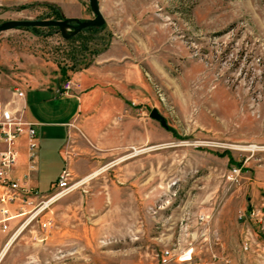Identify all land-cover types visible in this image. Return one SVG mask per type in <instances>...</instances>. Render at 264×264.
<instances>
[{
    "label": "rangeland",
    "instance_id": "374dc122",
    "mask_svg": "<svg viewBox=\"0 0 264 264\" xmlns=\"http://www.w3.org/2000/svg\"><path fill=\"white\" fill-rule=\"evenodd\" d=\"M75 1L0 4V24L94 17ZM97 1L104 23L69 38L0 31V86L95 85L116 141L87 174L67 168L0 264H264V0ZM63 167L39 172L35 202Z\"/></svg>",
    "mask_w": 264,
    "mask_h": 264
},
{
    "label": "crops",
    "instance_id": "0c3cea01",
    "mask_svg": "<svg viewBox=\"0 0 264 264\" xmlns=\"http://www.w3.org/2000/svg\"><path fill=\"white\" fill-rule=\"evenodd\" d=\"M30 1L0 0V4H23ZM70 1L76 3L75 0ZM82 83L86 85V81ZM62 86L56 83H42L34 78V85L26 86V90L18 86L24 92L22 98H15L13 89L0 86V101H5L3 98L7 96L6 101L12 106H23L26 120L31 122L35 129L37 147L34 161L31 163L27 159L26 137L22 136L17 142L20 159L15 175L27 173L31 185L36 189L38 186L34 179L36 180L39 172L44 171L45 165L47 166L53 159H60L66 164L62 170L70 167L78 174H87L98 162L97 159H90L89 156L106 157L109 155L108 150L116 146L114 138L111 139L109 134L100 133V127L105 120L97 101L100 88L93 85L80 93L69 91L60 95L58 91ZM2 148L3 144L0 142V149ZM30 164L33 166L29 167ZM97 171L82 180L95 175ZM52 184L51 181V186ZM0 240H3L2 234ZM8 249H2L0 259Z\"/></svg>",
    "mask_w": 264,
    "mask_h": 264
},
{
    "label": "built area",
    "instance_id": "2783aa9c",
    "mask_svg": "<svg viewBox=\"0 0 264 264\" xmlns=\"http://www.w3.org/2000/svg\"><path fill=\"white\" fill-rule=\"evenodd\" d=\"M72 86L70 81H66L58 93L67 94ZM12 93L15 98L24 96L23 90L18 86L13 87ZM22 136L26 137L27 159L32 163L37 147L33 124L26 120L23 106L15 107L9 101H0V142L3 144V148L0 149V234L3 235V240L0 242L4 241L3 246L15 233L21 228L22 230L26 228L40 212L49 206L53 195H60L71 187L70 173L67 168H64L52 184L50 197L35 202L40 193L31 185L28 174L15 175L20 159L17 142ZM32 166V164L29 165V167ZM47 225L48 221L41 223L42 227Z\"/></svg>",
    "mask_w": 264,
    "mask_h": 264
},
{
    "label": "water",
    "instance_id": "95a60500",
    "mask_svg": "<svg viewBox=\"0 0 264 264\" xmlns=\"http://www.w3.org/2000/svg\"><path fill=\"white\" fill-rule=\"evenodd\" d=\"M91 10L94 13L93 18L86 20H79L77 18H67L66 20L57 19H15L6 21L0 24V31L15 28V27H49L55 26L59 29V32L63 38H69L79 32L80 30L89 26H100L104 23V18L100 12L98 1L89 0ZM74 20L75 24L70 21ZM71 29V32H67V29ZM149 116L157 121L162 126H166L164 117L157 111V109H152Z\"/></svg>",
    "mask_w": 264,
    "mask_h": 264
},
{
    "label": "bare ground",
    "instance_id": "6f19581e",
    "mask_svg": "<svg viewBox=\"0 0 264 264\" xmlns=\"http://www.w3.org/2000/svg\"><path fill=\"white\" fill-rule=\"evenodd\" d=\"M135 151H136V149H135ZM138 151V150H137ZM96 173V172H95ZM80 184V183H79ZM62 194H58V195H53L51 198H50V201H49V203L51 202H54V201H56L57 200V198L59 197V196H61ZM21 231H22V228L17 232V233H15L13 236H12V238L5 244V246L3 247V248H6V249H8L11 245H12V243L15 241V239L18 237V235L21 233ZM8 247V248H7ZM2 248V249H3ZM190 257L187 255L186 257H184L182 260H187V259H189Z\"/></svg>",
    "mask_w": 264,
    "mask_h": 264
},
{
    "label": "trees",
    "instance_id": "16d2710c",
    "mask_svg": "<svg viewBox=\"0 0 264 264\" xmlns=\"http://www.w3.org/2000/svg\"><path fill=\"white\" fill-rule=\"evenodd\" d=\"M94 27H98V26H90V27L85 28L84 30L92 29Z\"/></svg>",
    "mask_w": 264,
    "mask_h": 264
}]
</instances>
